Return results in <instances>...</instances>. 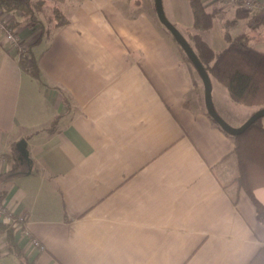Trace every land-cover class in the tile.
<instances>
[{"label":"crops","instance_id":"1","mask_svg":"<svg viewBox=\"0 0 264 264\" xmlns=\"http://www.w3.org/2000/svg\"><path fill=\"white\" fill-rule=\"evenodd\" d=\"M202 2L214 13L200 32L210 48L241 35L264 51L263 7ZM161 4L186 38L188 0ZM54 6L60 27L43 21ZM152 10L154 0H45L37 22L6 13L40 77L0 37V204L21 217L0 221L15 248L6 244L0 264H248L264 245L233 181V140ZM21 137L29 173L14 150ZM253 192L264 205V185Z\"/></svg>","mask_w":264,"mask_h":264},{"label":"trees","instance_id":"2","mask_svg":"<svg viewBox=\"0 0 264 264\" xmlns=\"http://www.w3.org/2000/svg\"><path fill=\"white\" fill-rule=\"evenodd\" d=\"M188 2L193 22L192 30L186 35V39L210 79L224 85L234 102L254 106L255 110L264 107V51L243 43L241 35L233 38L226 35V46L214 51L200 36L201 31L211 27L214 13L206 11L202 0ZM44 3L45 0H0V13L17 11L30 21L37 22L38 13L44 7ZM51 12L55 27L67 22V18L57 6L52 7ZM184 56L190 62L185 54ZM19 62L33 77H40L37 63L29 55V51L28 54L19 56ZM224 132L234 143L230 152L237 166L233 181L246 192L254 205L256 218L264 224V205L253 192L256 187L264 185V116L257 118L240 134L231 135ZM4 228L5 226L0 224V232L6 236L7 248L15 251L11 239L12 228L9 230L10 233ZM25 262L30 264L28 261ZM248 264H264V245L257 249Z\"/></svg>","mask_w":264,"mask_h":264},{"label":"water","instance_id":"3","mask_svg":"<svg viewBox=\"0 0 264 264\" xmlns=\"http://www.w3.org/2000/svg\"><path fill=\"white\" fill-rule=\"evenodd\" d=\"M154 7L157 19L171 33L175 41L181 47L185 55L189 58L193 67L197 71L203 85V98L206 111L209 116L227 133L236 135L242 133L257 118L264 116V107L257 108L249 117L239 126H232L227 123L215 110L211 97V79L198 59L196 53L189 45L187 39L181 34L176 26L170 22L164 14L161 0H154ZM14 150L17 153V159L25 165L26 169L22 172L29 173L32 166V160L29 157L26 139L21 137L14 144Z\"/></svg>","mask_w":264,"mask_h":264},{"label":"built area","instance_id":"4","mask_svg":"<svg viewBox=\"0 0 264 264\" xmlns=\"http://www.w3.org/2000/svg\"><path fill=\"white\" fill-rule=\"evenodd\" d=\"M231 5H240V7L246 11H253L257 7H263L254 0H222ZM0 37L3 41L9 43L17 55H24L28 52V42L25 41L15 30L13 25V18L6 15V13H0ZM0 221L6 224H13L21 222V217L13 215L10 209L5 204H0ZM27 234V232H25ZM31 243L38 249H42V245L35 238L31 239ZM6 241L0 235V253L6 250Z\"/></svg>","mask_w":264,"mask_h":264},{"label":"rangeland","instance_id":"5","mask_svg":"<svg viewBox=\"0 0 264 264\" xmlns=\"http://www.w3.org/2000/svg\"><path fill=\"white\" fill-rule=\"evenodd\" d=\"M44 9H45V14H44L43 21L46 20V17L51 16L50 10L47 11L46 7ZM152 14H153L155 20L159 23V25L169 35V37H171L173 39L172 35L166 29V27L158 21L156 13L154 10H152ZM174 42H175L176 46L178 47V49L180 50L182 57H183V60L186 63L187 59L184 56L185 53L182 52L180 46L178 45V43L175 40H174ZM28 51H29V44H28ZM195 74H196L197 79H199L200 85H202V81L199 78V75L197 74V72ZM218 87H222V89H224L223 91H225V92L222 93V92L218 91ZM211 97H212V102H213L214 108L217 111V113L226 122H228L232 126H239L240 124H242L241 122H244L245 118H248L249 115L251 114V112H253L255 110L254 106H247V105H244L241 103L234 102L231 98H229L226 88L224 86H222V84L217 82L215 79H211Z\"/></svg>","mask_w":264,"mask_h":264}]
</instances>
